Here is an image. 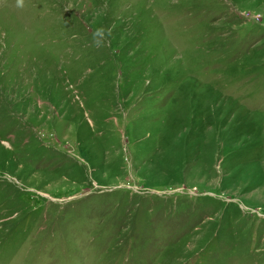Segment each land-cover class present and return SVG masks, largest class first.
I'll use <instances>...</instances> for the list:
<instances>
[{"label":"rangeland","instance_id":"374dc122","mask_svg":"<svg viewBox=\"0 0 264 264\" xmlns=\"http://www.w3.org/2000/svg\"><path fill=\"white\" fill-rule=\"evenodd\" d=\"M0 264H264V0H0Z\"/></svg>","mask_w":264,"mask_h":264},{"label":"clouds","instance_id":"9594fccd","mask_svg":"<svg viewBox=\"0 0 264 264\" xmlns=\"http://www.w3.org/2000/svg\"><path fill=\"white\" fill-rule=\"evenodd\" d=\"M17 4H18V6H22L23 0H17ZM103 32H104L103 29H98L96 35H102Z\"/></svg>","mask_w":264,"mask_h":264}]
</instances>
